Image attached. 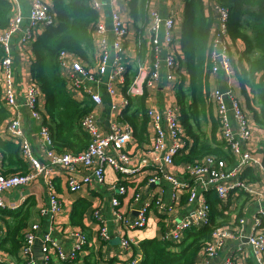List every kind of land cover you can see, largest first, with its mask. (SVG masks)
I'll use <instances>...</instances> for the list:
<instances>
[{"label": "built area", "instance_id": "2783aa9c", "mask_svg": "<svg viewBox=\"0 0 264 264\" xmlns=\"http://www.w3.org/2000/svg\"><path fill=\"white\" fill-rule=\"evenodd\" d=\"M11 4H17L18 0H7ZM120 0H107L113 7L110 15L111 32L113 39L108 41L105 27L97 22L92 37L95 50L97 52V66L94 72L88 71L82 62L75 56L62 52L58 61L60 68L66 71L68 68L76 75L71 79L70 86L74 93L86 94L84 81H98L110 67L113 71L110 81L106 85L107 94L115 97L112 81L117 80L118 87L123 89V96L119 103L123 109L128 105V97H139L143 93V87L151 88L160 76V66L158 54L160 47L175 48L172 31L175 27V20L172 16L163 17L153 5L156 0H150L148 4L150 53L152 61L148 72H145L142 66H138L137 76L125 88V75L127 73L125 64L124 41L128 35L127 23L122 19L117 6ZM210 1V0H209ZM208 1V2H209ZM91 7L95 11L99 10V4L92 0ZM209 7L215 14V20L212 25L209 37L210 53V75L214 76L222 73L227 77H234V63L230 52L231 39L228 34V10L218 4L216 0L210 2ZM22 15L14 14L6 29L0 31V49L2 58L0 60V89L4 106L10 114V119L5 128L6 136L17 143L20 148L21 158L30 166L25 174L3 175L0 173V208L5 205L1 201V195L8 189L23 188L32 183L39 174L46 170L34 157L32 149L27 140L22 136L21 124L17 118L18 94L16 87V71L11 53V40L19 34V43L22 46H29L33 41L34 34L38 29H46L55 25V15L51 10L48 0H30V7L27 16V25L22 27ZM176 50V48H175ZM177 68L176 53L170 52L164 59V69L168 81L178 82V76L175 72ZM79 76V77H77ZM39 90L37 86L31 83L24 89V106L30 111L31 118L39 119L41 114L38 111ZM228 98L229 105L225 98ZM87 99L95 105L101 103V98L97 94L88 92ZM210 102L213 106L214 118L217 121V138L223 142L229 153L235 159L236 165L231 169L219 165L214 156H205L204 158L188 163L176 164L175 158L187 153L191 141L186 137L184 129L179 123L180 108L177 103L168 105L161 113L151 108L146 109L148 123L151 127L152 140L143 150L140 156L133 155L132 149L136 147L137 142L133 136V129L120 118L114 119L109 126V134L99 136L95 127L92 111L81 117L78 122L79 128L88 134L90 142L86 150L78 156L69 153H57L52 148L50 133L46 126L40 129V138L45 147L46 154L53 165H59L63 168L66 175L67 190L71 194H78L90 185L92 179L97 183H103L104 171L107 167L121 177L114 190L118 197H124L127 189L122 182H133L137 173L150 167H158L159 175L165 179L171 188L181 190L184 193L187 205L191 208L187 214L180 218L173 228L164 234L162 240L177 242L182 234L187 230L197 227H204L209 224L210 207L206 201L205 193L213 191L219 204L218 209H222L227 203L228 198L234 191L244 192L246 194H257L253 189L246 185V180L242 177L248 168L263 169V162L260 157L243 151L241 142H249L252 136V126L250 116L244 106L233 95L220 94L219 91L210 93ZM236 124L235 133L229 120V113ZM77 165L84 168L88 174L76 178ZM176 169L179 176L171 174V170ZM121 180H123L121 182ZM147 186L158 182L157 176L146 178ZM260 195V194H258ZM261 196V195H260ZM130 202L135 204L137 215L135 218H128L119 211H114V215L119 224L126 230H143L147 225V216L149 206L141 203V194L134 191ZM50 207L53 214H58L61 210L58 195L52 192L50 195ZM112 207L118 208L119 200H111ZM161 209L162 204L156 200L153 204ZM254 228L252 234L246 237L247 244L251 248L253 255L258 263L264 264V207H261L253 218ZM244 219L238 220V229L232 231L227 227H216L212 230L210 241H208L201 250L208 258H213L222 247L224 240L234 236H239L240 231H244ZM123 230V229H122ZM236 231V232H234ZM38 225L32 224L24 230L22 237L21 254L23 258L31 256V248L35 243ZM120 249L127 251L130 248V242L124 233L120 232ZM1 236V235H0ZM77 244L69 253L57 250V256L61 261L75 260L77 252L83 251L86 245V239L80 233H75ZM100 236L107 238V231L103 229ZM43 247L41 251V260L46 262L49 258V246L55 247L49 236H44ZM134 259L130 264H136ZM26 264H34L29 260ZM222 264H232L231 261H225Z\"/></svg>", "mask_w": 264, "mask_h": 264}, {"label": "crops", "instance_id": "0c3cea01", "mask_svg": "<svg viewBox=\"0 0 264 264\" xmlns=\"http://www.w3.org/2000/svg\"><path fill=\"white\" fill-rule=\"evenodd\" d=\"M128 1L129 0H120L117 9L128 26V35L124 41V53L127 70L125 80L130 84L137 76L138 66H142L145 72L149 71L152 55L149 50V24L144 27L142 31H139L137 27H135L134 21L129 15ZM208 1L209 0H203L205 14L211 15L215 20V14L209 7L210 2L213 0ZM95 2L99 4V10L97 11L99 16L98 22L105 27L108 41L111 42L113 35L111 32L110 15L113 7L107 0H95ZM11 5L13 7L12 16L17 12L20 13L23 18L22 27H25L27 25L30 0H18L17 4ZM153 7L158 10L163 17L172 16L175 20V27L172 31V35L175 39L174 47L176 50L173 47L166 48L164 45L160 47L158 54L160 76L158 81H156L151 88L147 89V98L145 101L146 109L151 108L162 113L168 105L176 103L174 90L176 84L174 81L167 80L164 69V59L170 52L176 53L177 68L175 72L178 76V80L179 77H184L185 80L187 79L184 67L182 66L183 55L179 44L184 1L156 0ZM44 30V28L38 29L34 34L33 41H35ZM18 36L19 34H16L11 40V53L16 71V87L18 91L16 97L17 118L21 124L22 136L30 144L34 157L41 165L46 167V170L39 174L36 180L28 186L8 189L1 195V201L5 205V208H0V239L4 238L7 234V225H12L13 221H15V219L5 213L9 211L16 212L29 199L34 201V205L30 208V216L28 221H26V228L24 230L28 229L32 224H37L38 232L36 234L35 243L31 248V256L28 259L23 258L21 251L18 253V258H15L0 249V264H26L29 260L34 261V264H84L83 260L87 256L94 257L99 264H105L107 262H111V264H130L131 259L136 260V264H139L140 251L138 244L147 239L156 238L162 240L164 234L170 231L175 223L185 216L191 208L187 205L184 193L181 190L174 191L169 183L159 175L158 170L161 169L158 167H150L137 173L135 177L130 180L133 182L127 184V193L124 197H118L114 190V186L118 185L120 182L119 179L122 178L118 177L114 170L109 167L104 171L103 183H97L92 179L90 185L86 186L82 192L78 194L69 193L63 168L51 163L50 158L46 154L47 149L43 147L40 138V129L42 126H46L43 122L45 119L47 120V118L43 117V114L45 115L44 98L40 91L37 108L41 114V118L38 120L31 118L30 111L24 106L23 92L32 81L30 77V65L33 61L31 52V44L33 41L29 46H22L19 43ZM141 42L145 44L144 50H141ZM230 47L232 59L237 61L239 53L243 50L244 46L241 41H231ZM97 60V52L93 41V52L89 55L87 62L80 61L88 71L94 72L98 63ZM112 73V69L108 67L106 73L98 81L93 83L84 81L83 84L86 94L82 95L80 93H74L70 86L71 79L76 77V75L69 68L63 71L64 76L68 80L69 89L73 92L74 98L78 101L86 100L88 92L100 96L101 103L99 105L93 104L92 115L94 117L97 133L101 137L109 134L110 124L114 119L120 118L123 110L119 100L124 93L123 89L118 87V82L114 80L115 78L112 81L115 97H110L106 91V85L110 81ZM219 89L226 90L224 94L228 93L229 95H233L248 112L251 119L252 136L249 142H241V148L243 151H248L260 157L263 162V169L248 168L242 176L246 180L247 187L253 189L257 193L256 195L234 191L224 205L226 206L224 213L229 215V222L220 227H227L232 231L238 229V220L244 219V231H240L239 236L224 240L222 247L213 258H208L203 254V251H200L194 264H222L225 261H231L232 264H260L255 259L251 248L248 246L246 237L255 230L253 218L258 210L264 207V127L258 126L254 122L252 113L247 109L245 100L240 94L238 81L235 76L227 77L222 73H218L214 76L209 74L210 93L214 90L218 91ZM225 99L229 105L228 98L226 97ZM229 120L236 133L237 128L231 112L229 113ZM5 128L6 126L3 127L2 130L4 136L10 140L6 136ZM151 140V127L148 123V143H137L136 147L132 149L133 155L140 156L143 150L150 144ZM15 144L18 145L17 143ZM27 166L29 170V164H27ZM76 167L78 170L76 174L77 179L88 174L80 165ZM2 170L3 159L0 152V173ZM170 173L174 176H179V172L176 169H172ZM152 176H157L158 182L154 185L147 186L145 180ZM122 181L123 180H121V182ZM136 190L141 194V203L149 206L147 225L143 230H126L116 220L114 211L116 210L123 213L125 217L135 218L138 207L130 202V198ZM52 192L58 195L60 200L61 210L58 214H53L51 211L50 195ZM113 198L119 200L118 208L112 207L111 200ZM77 199H85L91 203V207L85 217V224L88 228L87 232H82L78 227H73L69 224L71 207L73 202ZM156 200L161 202V209L153 205ZM238 213L240 216L237 218ZM198 228L201 227H197L196 229ZM103 229L107 231L106 239L100 236ZM121 231L130 242V248L127 251L120 249L119 242ZM77 232L85 237L86 249L80 252L78 251L75 260L61 261L57 256V250L69 254L77 244V239L74 236ZM46 235L53 241L55 247L49 246V258L46 262H43L41 260V249L44 244V236ZM183 239L184 234H182L175 243L182 242Z\"/></svg>", "mask_w": 264, "mask_h": 264}, {"label": "trees", "instance_id": "16d2710c", "mask_svg": "<svg viewBox=\"0 0 264 264\" xmlns=\"http://www.w3.org/2000/svg\"><path fill=\"white\" fill-rule=\"evenodd\" d=\"M55 15V25L46 28L31 44L33 61L30 77L44 98L45 119L43 124L50 132L53 150L57 153L81 154L89 145L90 138L79 128L81 117L93 109L91 100L78 101L69 89L68 80L60 65L62 52L87 62L93 52V31L98 22V13L91 7L92 0H48ZM150 0H129L128 10L135 27L142 31L148 25ZM184 10L179 40L183 55V67L187 79L179 77L175 86L176 103L180 108L179 123L191 141L187 153L175 158L176 164L194 162L205 156H214L226 169L235 167L233 156L217 138L218 124L210 102L209 37L214 19L205 14L203 0H183ZM228 10V34L232 42L241 41L244 48L234 63L235 78L240 94L251 111L254 122L264 127V0H216ZM12 5L0 0V31L7 28L12 17ZM141 50L145 48L141 42ZM2 50L0 49V60ZM129 82L125 81V88ZM147 89L139 97H128V105L120 119L133 129L138 144L148 143V117L145 101ZM10 114L1 98L0 90V152L3 159L1 174H25L27 164L21 158L19 146L8 140L3 133ZM130 182L121 184L127 188ZM131 184V183H130ZM133 184V183H132ZM133 186V185H132ZM210 207L209 224L192 228L184 233L182 242L147 239L138 244L139 264H194L198 253L210 241L212 230L229 222L224 206L218 209L219 201L213 191L205 193ZM34 201L29 199L16 212H6L15 221L7 225V234L0 239V249L18 258L23 239L22 231L30 216ZM91 203L85 199L73 202L69 224L87 232L85 217ZM239 213L237 218L239 217ZM86 249V245L83 250ZM84 264H99L87 256ZM105 264H111L107 262Z\"/></svg>", "mask_w": 264, "mask_h": 264}, {"label": "water", "instance_id": "95a60500", "mask_svg": "<svg viewBox=\"0 0 264 264\" xmlns=\"http://www.w3.org/2000/svg\"><path fill=\"white\" fill-rule=\"evenodd\" d=\"M218 91H219L220 94L226 93V90L219 89Z\"/></svg>", "mask_w": 264, "mask_h": 264}]
</instances>
